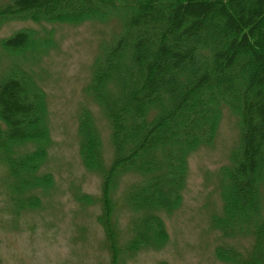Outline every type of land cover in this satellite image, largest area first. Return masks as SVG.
I'll use <instances>...</instances> for the list:
<instances>
[{
	"label": "trees",
	"instance_id": "1",
	"mask_svg": "<svg viewBox=\"0 0 264 264\" xmlns=\"http://www.w3.org/2000/svg\"><path fill=\"white\" fill-rule=\"evenodd\" d=\"M13 19L72 24L114 19L120 25L94 57L87 85L109 122L108 161L87 107L77 126L83 166L101 176L97 220L110 264H125V257L168 241L163 214L181 204L188 157L212 142L224 106L237 116L240 135L219 170L222 208L210 223L223 238L249 236L251 242L244 249L216 244L215 256L229 264H264V0L0 3V26ZM48 39L32 28L0 39L4 52L17 57L0 74V163L18 210L38 207L35 190L52 182L51 174L39 172L51 143L46 94L21 63L34 62ZM28 143L32 148L20 152ZM125 176H133L122 196L131 216L129 237L121 244L113 193ZM81 198L89 200L86 194Z\"/></svg>",
	"mask_w": 264,
	"mask_h": 264
},
{
	"label": "rangeland",
	"instance_id": "2",
	"mask_svg": "<svg viewBox=\"0 0 264 264\" xmlns=\"http://www.w3.org/2000/svg\"><path fill=\"white\" fill-rule=\"evenodd\" d=\"M6 0H0L3 3ZM21 28L49 37L43 52L26 60L36 83L45 91L51 143L40 173L52 176L50 187L36 189L39 206L18 210L6 188V169L0 163V264H110L106 236L97 216L101 212V176L87 170L78 152V118L81 108L91 110L102 138L106 161L112 154L110 126L87 91L91 64L103 44L119 31V23L86 20L80 23H45L13 19L0 26V39ZM31 56L30 53L26 55ZM22 56L18 55V58ZM0 46V74L15 62ZM240 123L226 106L210 144L190 153L181 204L163 214L168 241L160 249H140L125 257V264H229L215 256L216 244L249 246V236L223 238L213 229L211 216L220 212L219 170L228 164L237 146ZM32 148L30 143L20 152ZM125 176L113 193L119 240L128 235L131 211L124 204ZM83 194L89 200L81 198Z\"/></svg>",
	"mask_w": 264,
	"mask_h": 264
}]
</instances>
